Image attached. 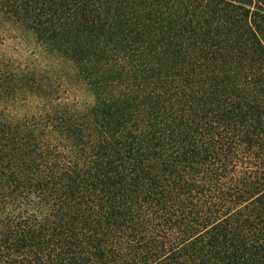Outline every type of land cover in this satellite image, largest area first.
Masks as SVG:
<instances>
[{
	"label": "trees",
	"instance_id": "trees-1",
	"mask_svg": "<svg viewBox=\"0 0 264 264\" xmlns=\"http://www.w3.org/2000/svg\"><path fill=\"white\" fill-rule=\"evenodd\" d=\"M0 19V264H264V0Z\"/></svg>",
	"mask_w": 264,
	"mask_h": 264
},
{
	"label": "rangeland",
	"instance_id": "rangeland-1",
	"mask_svg": "<svg viewBox=\"0 0 264 264\" xmlns=\"http://www.w3.org/2000/svg\"><path fill=\"white\" fill-rule=\"evenodd\" d=\"M5 25V27H7V31H11V32H17L18 29L15 27H12V25L8 24L4 19H0V32H4V30H2L3 26Z\"/></svg>",
	"mask_w": 264,
	"mask_h": 264
}]
</instances>
